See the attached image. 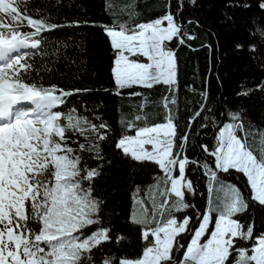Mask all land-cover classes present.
<instances>
[{"label":"snow or ice","instance_id":"obj_1","mask_svg":"<svg viewBox=\"0 0 264 264\" xmlns=\"http://www.w3.org/2000/svg\"><path fill=\"white\" fill-rule=\"evenodd\" d=\"M190 2L195 4L196 0ZM29 3L0 0V264H95L94 250L102 251L113 239L121 244L126 237H113L111 228L102 226L99 213L103 201L93 195L92 184L101 174L100 168L82 162L76 149L68 146L66 133L75 130L83 134V122L95 134V143L87 150L103 160L99 142L108 139L110 128L104 122L97 125L87 117L54 110L68 96L88 89L64 90L32 79L34 62L30 63L31 54L22 50L38 49L46 32L80 26L81 22L52 23L38 10L30 11ZM242 6L249 7L246 3ZM258 7L264 11V0H259ZM105 33L115 55L112 75L117 94L120 89H151L159 84L171 91L176 84L177 62L169 45H183L195 38L171 11L132 28L105 26ZM258 35L264 39V28L258 29ZM257 87L264 90V85ZM250 91L242 90L238 95L246 96ZM175 103L174 95L164 98L165 123L149 126L142 111L144 104L134 119L122 121L134 135L122 134L116 149L135 162H151L163 175L148 185L143 196L137 186L133 197L134 206L141 211L134 207L129 220L141 229V254L129 258L109 253L102 256L101 264H264V233L255 235L254 221L239 219L252 203L264 207V133H260L259 147L254 150L237 134L243 130L242 124L226 123L212 149L200 145L214 158L212 164L190 160L184 154L189 135L179 136L174 123L171 105ZM200 115L196 112L192 120ZM228 116L239 120L238 113L229 112ZM135 121H144V126ZM85 147L79 145L81 150ZM190 165L204 169L209 181L208 206L202 213L197 210L195 221L188 215L181 221L175 213L195 207L186 200L187 194L195 193L186 176ZM233 170L246 178L249 194L235 184L222 182L220 174ZM157 196L162 199L158 201ZM193 223L198 227L193 228ZM93 225L97 226L95 231L83 235V230ZM209 232L210 237L202 241ZM189 233L191 239L185 247L179 238ZM241 241L245 243L241 245ZM181 249L182 257L177 258L175 253Z\"/></svg>","mask_w":264,"mask_h":264},{"label":"trees","instance_id":"obj_2","mask_svg":"<svg viewBox=\"0 0 264 264\" xmlns=\"http://www.w3.org/2000/svg\"><path fill=\"white\" fill-rule=\"evenodd\" d=\"M245 3L249 7H243ZM258 4L259 0H196L195 4L190 0H30V11L38 10L50 17L52 23L81 22L80 26H64L46 32L38 49L23 50L31 54L29 62H34L32 79L45 86L56 84L64 90L88 89L68 96L65 103L54 110L87 117L97 125L104 122L110 128L108 139L99 142L103 160L95 159V152L87 150L95 143V134L83 122V134L75 130L66 133L68 146L76 149L82 162L88 167L100 168L101 174L92 184L93 195L103 201L99 213L102 226L111 228L113 237H126L121 244L113 239L102 246V251L94 250L95 264H101L102 256L109 253L136 258L144 246L140 227L129 220L133 197L137 186L143 196L148 185L162 174L151 162H135L115 147L122 134L134 135L122 121L134 119L141 112V104H144L142 111L146 113L149 126L162 124L167 116L164 98L175 96L172 115L178 135H189L184 154L190 160L212 164L214 158L208 157L200 145L212 149L219 129L226 123L242 124L243 130L237 131L238 136L245 139L250 148L259 147L260 133H264V90L257 86L264 85V39L259 37L258 29L264 28V11ZM166 11H171L186 33L195 37L183 45H169L177 62L176 84L171 91L167 85L159 84L151 89L140 86L120 89L117 94L112 75L115 55L105 26H115L118 30L119 25L124 24L132 28L163 16ZM84 21L89 23L85 25ZM247 89H251L248 95H238ZM133 91L141 95H130ZM198 111L201 115L192 120ZM229 112L238 113L239 120L232 121ZM135 123L144 126V121ZM80 144L86 146L84 150L79 148ZM186 176L195 188V193L187 194L186 200L195 207L175 215L181 221L185 215L195 221L197 210L202 213L207 208L209 181L199 165H190ZM220 176L223 183L235 184L249 194L242 174L233 170ZM214 219L215 214L213 226ZM239 219L245 223L254 221L255 235L264 233V207L252 203ZM96 227L83 230V235H90ZM192 227H198V223H193ZM209 235L210 232L206 233L202 241ZM179 239L186 247L191 233ZM182 251L178 250L175 256L181 258Z\"/></svg>","mask_w":264,"mask_h":264},{"label":"rangeland","instance_id":"obj_3","mask_svg":"<svg viewBox=\"0 0 264 264\" xmlns=\"http://www.w3.org/2000/svg\"><path fill=\"white\" fill-rule=\"evenodd\" d=\"M110 39V38H109ZM23 51V50H22ZM142 61H144V62H147L146 61V58H140ZM219 132V131H218ZM150 147V146H149ZM162 174V173H161ZM163 175V174H162ZM246 182H247V180H246ZM248 185V184H247ZM162 199V197H159V196H157V200L159 201V200H161ZM208 201V200H207ZM151 205V204H150ZM207 206H208V204H207ZM134 207L136 208V210L137 211H141V209H139V206H134V203H133V206H132V211H131V214H132V212H133V210H134ZM131 214H130V216H131ZM130 218V217H129ZM208 237H210V236H208Z\"/></svg>","mask_w":264,"mask_h":264},{"label":"bare ground","instance_id":"obj_4","mask_svg":"<svg viewBox=\"0 0 264 264\" xmlns=\"http://www.w3.org/2000/svg\"><path fill=\"white\" fill-rule=\"evenodd\" d=\"M24 107H26V108H27V107H30V105H27V104H25V105H24Z\"/></svg>","mask_w":264,"mask_h":264},{"label":"crops","instance_id":"obj_5","mask_svg":"<svg viewBox=\"0 0 264 264\" xmlns=\"http://www.w3.org/2000/svg\"><path fill=\"white\" fill-rule=\"evenodd\" d=\"M210 236V235H209Z\"/></svg>","mask_w":264,"mask_h":264}]
</instances>
